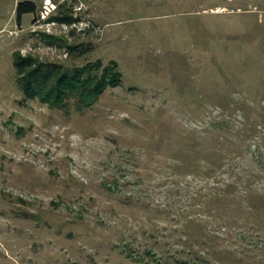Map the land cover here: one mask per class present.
Wrapping results in <instances>:
<instances>
[{"label": "rangeland", "instance_id": "1", "mask_svg": "<svg viewBox=\"0 0 264 264\" xmlns=\"http://www.w3.org/2000/svg\"><path fill=\"white\" fill-rule=\"evenodd\" d=\"M16 51L122 82L65 113L24 100ZM242 106L264 114V0H0V264H264Z\"/></svg>", "mask_w": 264, "mask_h": 264}, {"label": "trees", "instance_id": "2", "mask_svg": "<svg viewBox=\"0 0 264 264\" xmlns=\"http://www.w3.org/2000/svg\"><path fill=\"white\" fill-rule=\"evenodd\" d=\"M59 7V6H58ZM38 6L33 1L18 2L16 5V19L20 23L25 14H38ZM50 21L73 23L74 19H66L62 15H52L48 18ZM51 42L55 39L52 35L45 34ZM70 46V45H69ZM71 50L77 54L90 52L92 47L77 48L71 45ZM13 66L15 68V78L19 90L22 92L24 100H39L41 103L48 105L51 108H60L65 113L71 110L84 111L91 108L106 91L107 88L116 87L121 84L123 73L116 61L104 64L101 60L87 62L82 66H66L62 63L52 61H41L31 55L23 56L16 51L12 54ZM261 107L242 106L238 110L240 114L242 127L241 135L245 137L244 141L252 142L255 139L256 148L251 156V165L259 164V172L264 173V114L258 112ZM261 119V120H259ZM223 126V131L232 130L230 120H222L218 123ZM241 126V124H240ZM223 134H225L223 132ZM238 136V141L243 144L241 135ZM230 137L231 134H225ZM223 136V135H222ZM224 137V136H223ZM218 139V137H217ZM216 139V140H217ZM222 140V138H220ZM218 141V140H217ZM221 142V141H218ZM247 150L251 149V144L245 143ZM246 157V154H243ZM255 155V156H253ZM210 160V159H205ZM212 163V162H211ZM213 166V165H212ZM209 167L208 170H210ZM254 167V166H253ZM254 168L252 169V171ZM208 173V171H207ZM255 174V173H254ZM250 177L248 186L250 188L254 184V175ZM249 188V190H251ZM258 198V201L250 200ZM246 203L250 208L249 212L257 213L264 208V193H250L247 196ZM250 204V205H249ZM258 242H261L259 238ZM258 244L257 242L255 243ZM261 247V246H260ZM176 264H209L208 260H191V259H176Z\"/></svg>", "mask_w": 264, "mask_h": 264}, {"label": "bare ground", "instance_id": "3", "mask_svg": "<svg viewBox=\"0 0 264 264\" xmlns=\"http://www.w3.org/2000/svg\"><path fill=\"white\" fill-rule=\"evenodd\" d=\"M47 3H50V0H47Z\"/></svg>", "mask_w": 264, "mask_h": 264}]
</instances>
